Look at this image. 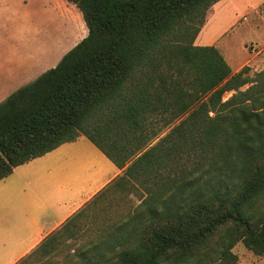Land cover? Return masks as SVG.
<instances>
[{
	"label": "trees",
	"instance_id": "obj_1",
	"mask_svg": "<svg viewBox=\"0 0 264 264\" xmlns=\"http://www.w3.org/2000/svg\"><path fill=\"white\" fill-rule=\"evenodd\" d=\"M64 1L87 35L0 103V181L81 136L119 174L21 261L83 233L62 264H237L240 243L264 257V69L194 44L221 0Z\"/></svg>",
	"mask_w": 264,
	"mask_h": 264
},
{
	"label": "rangeland",
	"instance_id": "obj_2",
	"mask_svg": "<svg viewBox=\"0 0 264 264\" xmlns=\"http://www.w3.org/2000/svg\"><path fill=\"white\" fill-rule=\"evenodd\" d=\"M64 5L66 7L54 0H0V103L20 87L32 83L38 76L54 68L79 43L76 41L83 35L78 33L83 29L79 30L77 27L76 31H79L74 34L73 27L65 21L69 19L74 23L78 11L73 6ZM263 44L264 4L251 14L245 13L237 26L213 45L219 49L232 73L247 66L250 69L249 77H253L256 72L264 69ZM248 86L245 85L240 90L243 91ZM231 95L232 92L224 94L223 101ZM113 170V164L82 137L15 168L4 180L24 182L35 178L42 181L46 177L48 185L45 187L54 191L59 184H63L66 190L69 188L76 193L74 199L81 200L103 184ZM97 192L98 190L91 198ZM111 204L107 214L112 218L115 214L136 206L138 200L130 195L122 202L112 201ZM83 236L63 245L49 259L41 262L20 261L17 264H62L88 239V233H83ZM233 252L238 258L237 264H264V257L254 255L241 243L236 245Z\"/></svg>",
	"mask_w": 264,
	"mask_h": 264
},
{
	"label": "crops",
	"instance_id": "obj_3",
	"mask_svg": "<svg viewBox=\"0 0 264 264\" xmlns=\"http://www.w3.org/2000/svg\"><path fill=\"white\" fill-rule=\"evenodd\" d=\"M54 1L64 7H66L64 4L73 6L64 0ZM263 4L264 0L219 1L213 6L212 16L202 27L194 44L198 46L213 45L221 36L235 28L245 13L250 12L251 14ZM74 20V23L69 19L65 21L73 27L74 34L83 29L81 33H78L83 36L79 41H76L80 42L86 37L87 30L79 12ZM77 27L78 31H76ZM210 32L211 34H209ZM81 138L82 136L78 139ZM115 171L117 172L113 178L119 174L115 168L111 175ZM110 176L103 182L104 185H99L92 192L86 194L88 198L85 199L86 196H83L81 200L74 199L76 193L69 188L66 190L63 184H59L54 191L52 188L50 190L45 187L48 185L46 177L42 181L35 178L24 182L1 180L0 264H17L30 254L45 237L57 230L77 212L96 190H101L109 183L113 179Z\"/></svg>",
	"mask_w": 264,
	"mask_h": 264
}]
</instances>
